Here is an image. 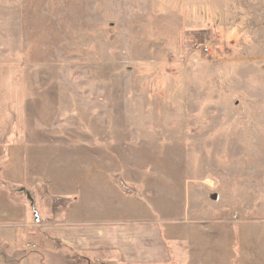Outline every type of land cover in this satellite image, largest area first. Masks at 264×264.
<instances>
[{
    "label": "rangeland",
    "instance_id": "1",
    "mask_svg": "<svg viewBox=\"0 0 264 264\" xmlns=\"http://www.w3.org/2000/svg\"><path fill=\"white\" fill-rule=\"evenodd\" d=\"M3 190L0 264H264V0H0Z\"/></svg>",
    "mask_w": 264,
    "mask_h": 264
},
{
    "label": "crops",
    "instance_id": "2",
    "mask_svg": "<svg viewBox=\"0 0 264 264\" xmlns=\"http://www.w3.org/2000/svg\"><path fill=\"white\" fill-rule=\"evenodd\" d=\"M0 194L5 199L4 206L0 205V221L6 222L12 219L11 215L15 210L11 212V209L14 208V203L10 200L11 195L9 196L5 190ZM18 210L19 218L21 213L19 208ZM61 239L65 245L79 250L91 248V251L102 253H112L113 250H118L122 259L129 263L159 264L168 258L165 246L149 227L129 229L126 227L76 226L63 229ZM83 242L86 243L85 246L80 247Z\"/></svg>",
    "mask_w": 264,
    "mask_h": 264
},
{
    "label": "built area",
    "instance_id": "3",
    "mask_svg": "<svg viewBox=\"0 0 264 264\" xmlns=\"http://www.w3.org/2000/svg\"><path fill=\"white\" fill-rule=\"evenodd\" d=\"M202 45V44H201ZM201 47V46H200ZM202 52L203 53H206V54H208V55H210L211 54V49L209 48V46L208 45H202Z\"/></svg>",
    "mask_w": 264,
    "mask_h": 264
}]
</instances>
